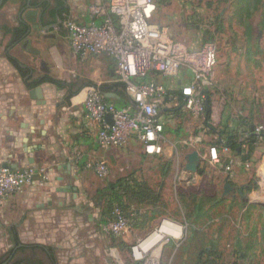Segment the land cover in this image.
<instances>
[{"label":"rangeland","instance_id":"1","mask_svg":"<svg viewBox=\"0 0 264 264\" xmlns=\"http://www.w3.org/2000/svg\"><path fill=\"white\" fill-rule=\"evenodd\" d=\"M155 6L151 16V26L156 29L167 28L171 39L182 43L192 51L200 50L203 43L208 40L220 50L224 41L227 43L237 41L236 43L243 45L247 39L253 40L257 47L259 45L252 53L257 63L253 64V70L249 69L252 73L251 79L245 73L237 83L238 87L242 85L244 90L250 88L252 103H261L264 98V0H250L248 5L240 0H155ZM13 16L15 21L17 14ZM36 35L37 40L33 35L27 39L28 43L25 46L20 44L17 48V53L25 55L32 68L45 69L47 72L57 69L51 58V53L54 51L63 50L64 57L69 59L71 52L67 49L62 33L54 32L51 38H45L40 33ZM60 70L65 72L55 80L64 84L70 85L79 79L80 74L83 75L82 71H78V67H71L69 60ZM105 78L102 77V81ZM152 80L158 83L160 81L155 76ZM230 80L229 83L233 81V76ZM168 85L170 86L168 89L176 90L174 79H170ZM76 86L77 82L74 88ZM188 87L180 90L182 97L187 94ZM227 94L224 95V100L218 99L220 104L227 106L229 99L233 97L230 102L236 104L233 107L237 111L244 104L247 110L249 107L252 111L257 110L251 106L249 100L237 101L235 96ZM246 98L248 99V96ZM226 109L223 110L222 122L216 124L217 121H211L209 117L205 122L207 125L205 126L210 127L211 132L217 135L225 128L233 131L238 120L243 118L240 114L229 118L228 114L231 111L228 107ZM193 117L191 113L182 110L175 114L173 119L180 122V125L175 127L176 130L182 133V125L185 123L187 128L190 126V137L193 136L197 132L198 125ZM199 123L201 124V121ZM257 127H262L261 123L255 128ZM242 132L247 135L244 127ZM261 132H263L261 135H264V130ZM121 147H117L114 152L101 151L100 155L103 156L88 165L86 172L68 175L70 177L68 183L71 188H77L80 197V199L75 198V201L79 200V208L82 212H89L92 215V221L90 227L78 233L77 211L66 210L65 213H74L76 220L69 221L66 230L62 229L56 234L58 238L62 239L65 234L70 235L75 231L79 237L85 236L86 231L98 234L99 230L102 233V235L100 233L102 241L96 238L88 244H104V251L108 248L107 253L110 255L107 258L106 253L102 254L100 264H145L152 258H159L164 264H208L209 262L264 264L263 145L249 147L243 144L244 155L252 148L250 153L253 156L250 161H241L233 152L231 157L227 158L224 152L218 151L220 163L232 161L222 167L210 165L204 157L205 152H202L204 161L202 160L199 165L201 174L196 173L189 180L186 179L182 156L173 157L172 154L166 158L161 156L160 151L157 153L160 157L146 160L139 153L137 145H131L129 149H121ZM109 154L113 155V159L107 157ZM100 163L104 164L102 175L97 171ZM226 184L232 189L224 192ZM111 187L114 189L109 190ZM115 190L121 195V207L125 214L132 208L139 209L144 206L158 209L153 214L152 222L149 220L147 235L137 242H132L133 244L123 241L121 237L108 235L100 229L112 216L110 201L113 200L112 191ZM17 196L11 194L0 197V263L9 256L15 244L30 243V239L18 231L23 228L28 217V209L32 206L26 202L20 206ZM75 203L74 206L77 205ZM164 221L177 224L179 230L175 235L179 237L175 238L159 231ZM39 231L42 232V227ZM153 233L163 236L145 245L147 248L145 257L135 260L132 247L136 243H145ZM19 257L26 258L27 254H21ZM11 263L12 259L9 264Z\"/></svg>","mask_w":264,"mask_h":264},{"label":"crops","instance_id":"2","mask_svg":"<svg viewBox=\"0 0 264 264\" xmlns=\"http://www.w3.org/2000/svg\"><path fill=\"white\" fill-rule=\"evenodd\" d=\"M38 1L41 0H35ZM43 1H48L47 10L43 7H26V0H4L0 5V51H3L0 52V167L10 171L33 173L32 182L26 185L20 194H16L20 206L23 202L32 206L28 209V217L23 228L18 231L28 237L30 243L21 245L17 251H14L11 264H100L101 255L106 253L108 258L109 250L105 248L104 251V244H88L96 238L102 241L99 230L98 234L86 231L85 236L77 235V232H83L90 227L92 215L80 210L79 200L75 201L77 197L80 199L77 188H71L68 175L86 172L88 165L103 156L100 155L101 151L114 152L117 149V147L103 149L98 145L97 126L87 116L83 107L86 93L90 89H95L102 95L105 103L116 108L125 106L129 102V97L123 84L118 81L114 60L105 55L81 57L72 52L64 22L67 19L78 23L88 22L90 18L86 13L87 7L108 0H64L65 10L59 25L54 24L52 20L50 10L53 7V0ZM13 14H17L15 21ZM57 31L58 34H63L67 49L71 53L69 59L64 57L63 50L51 53V58L57 67L52 72L32 68L27 57L17 53L18 46L20 44L25 46L31 36L34 35L37 40L36 34L40 33L45 38H51V35ZM236 42L224 41L220 46L221 50L214 44L217 57L216 66L213 68V86L206 90L209 118L211 121H217L216 124L222 122L223 110H227L228 107L231 111L228 114L229 118L240 114L253 133L259 123L262 128L264 127V98L260 99V104L252 103L250 88L244 90L242 85L238 87L237 80L243 78L245 73L251 79L252 73L249 69L253 70V64L257 63V59L253 58L252 54L257 45H254L253 40L247 39L243 45ZM68 60L71 67H78V71L83 73V75L79 73V79L70 85L55 80L64 74L65 71L60 69ZM42 63L44 64V61ZM46 64L48 65V62ZM232 76L233 81L229 83ZM102 77L107 79L102 81ZM170 79L175 80L176 90H168H171V96L179 97L182 95L180 90L190 86L192 74L189 68H182L176 77H158L159 83L167 88H170L168 85ZM76 82L77 86L74 88ZM227 93L235 96L237 101L249 100L251 106L257 110L252 111L250 107L247 110L244 104L239 107L241 111H237L233 107L236 104L230 102L233 97L229 99L227 106L220 104L218 99L224 100V95ZM180 112L167 109L160 115L163 124V131L158 141L161 156L166 158L172 154L173 157L182 156L185 164L186 155L196 150L201 164L203 158H207V148L215 146L218 151L224 152L227 158L231 157L230 150L217 146L216 142L220 138L216 133L211 132L210 127H206L205 122L200 124L193 117V120L200 125L199 127L197 125V132L191 137L190 126L187 128L185 123L182 125V133L178 132L175 127L180 125V122L175 121L173 117ZM259 119L261 121H258ZM236 128L240 134V141L247 139L248 136L242 132L243 127L234 129ZM259 141L261 142L255 145H263L264 148V141L262 139ZM131 145H137L139 153L146 160L160 157L159 154L146 153L142 143L135 137L130 138L121 149H129ZM202 152H205L204 157ZM107 157L113 159L111 154ZM221 162L218 164L220 167L232 161ZM185 173L187 180L192 178V174ZM74 203L77 205L74 206ZM132 209L126 213L130 220L129 228L120 236L129 244L147 235L149 220L152 222L153 214L158 210L151 206ZM66 210L77 211L79 230L70 235L65 234L60 239L56 234L62 229L66 230L69 221L76 220L74 213H65ZM103 225L100 228L102 230ZM24 253L27 254L26 258L19 257Z\"/></svg>","mask_w":264,"mask_h":264},{"label":"built area","instance_id":"3","mask_svg":"<svg viewBox=\"0 0 264 264\" xmlns=\"http://www.w3.org/2000/svg\"><path fill=\"white\" fill-rule=\"evenodd\" d=\"M155 0H108L87 7L90 20L78 23L67 19L64 28L72 52L81 56L105 55L115 62V73L123 84L129 102L116 108L105 103L102 95L90 89L83 100L87 116L97 126L96 141L103 149L126 145L130 138L140 141L148 154L160 152L158 141L163 131L160 115L163 110L191 113L204 122L206 90L213 86L216 48L206 43L192 51L168 35L167 28L151 26ZM182 68H189L192 81L182 98L168 94V88L152 77H176ZM147 79V80H143ZM262 127L254 132L261 134ZM207 160L218 165V150L207 148ZM99 175L104 164L98 165ZM31 171H10L0 167V197L17 194L32 182ZM111 218L103 225L108 235L119 238L130 225L121 206H113ZM143 243H136L131 251L135 260L145 257ZM145 264H164L159 258Z\"/></svg>","mask_w":264,"mask_h":264},{"label":"trees","instance_id":"4","mask_svg":"<svg viewBox=\"0 0 264 264\" xmlns=\"http://www.w3.org/2000/svg\"><path fill=\"white\" fill-rule=\"evenodd\" d=\"M240 2H244L246 5L249 4L250 0H240ZM206 43H210L209 40L204 42L203 44ZM143 80H147V79H143ZM168 94H170V91H168ZM179 98H182V95H179ZM209 103V102H208ZM205 109V107H204ZM177 111V109L175 110ZM209 117V114L207 115V119ZM206 119V120H207ZM236 127H244V130L247 132V139L240 141V134H238V128L234 129L233 131L225 128L223 130H221L218 134L220 140H218L216 142L217 146H221V148H225L230 150L231 152H233L236 156L240 157L241 161H250L252 160V156L250 153V148L249 152H246L244 155L243 154V144H247L250 146L255 145L256 143H259L261 141H259L260 139H262V141H264V135L261 134H255L254 132L251 133L249 130V126L246 125V123L243 121V118H241V120H238V123L235 125ZM215 144V145H216ZM219 150V149H218ZM114 187L109 188V190H113ZM113 193V200H111V209L113 208L114 205H118L121 206V195L117 194V191L115 190ZM205 264V263H202ZM208 264H214L212 262H209Z\"/></svg>","mask_w":264,"mask_h":264},{"label":"flooded vegetation","instance_id":"5","mask_svg":"<svg viewBox=\"0 0 264 264\" xmlns=\"http://www.w3.org/2000/svg\"><path fill=\"white\" fill-rule=\"evenodd\" d=\"M26 7H29V8H41V7H43V9L47 10L48 9V1L41 0V1L35 2V0L34 1L33 0H26ZM64 10H65L64 0H53V7L50 11L52 13V20L54 21V24H56V25L60 24L61 19H62L63 14H64ZM20 247H21V245L15 244V246L13 247L9 256L0 264H9L13 254H14V251H17V249H19Z\"/></svg>","mask_w":264,"mask_h":264},{"label":"water","instance_id":"6","mask_svg":"<svg viewBox=\"0 0 264 264\" xmlns=\"http://www.w3.org/2000/svg\"><path fill=\"white\" fill-rule=\"evenodd\" d=\"M4 0H0V5L3 3ZM203 95L205 96L206 100H205V117H204V122H206L207 119V115L209 114V103L207 100V94L204 92ZM186 163L184 165V171L188 172L192 175L194 174H200L201 170L199 169V164H200V156L197 153V151H192L190 153H188L185 157ZM232 188L229 185H225L224 186V192H227L229 190H231ZM239 193L241 194V192L239 191Z\"/></svg>","mask_w":264,"mask_h":264},{"label":"bare ground","instance_id":"7","mask_svg":"<svg viewBox=\"0 0 264 264\" xmlns=\"http://www.w3.org/2000/svg\"><path fill=\"white\" fill-rule=\"evenodd\" d=\"M178 230H179V227L177 226V224L171 223V222H167V221H164L161 224L160 228H159V231L163 232L164 234L171 235V236H173L175 238L179 237V235H175V234H177ZM162 236L163 235L157 236L155 233H153L152 236H150L145 241V243L142 244L140 253L142 254L143 250H144V252L147 251V248L145 247V245L150 244L152 242L151 240L156 239V238H158V239L160 238L161 239Z\"/></svg>","mask_w":264,"mask_h":264}]
</instances>
